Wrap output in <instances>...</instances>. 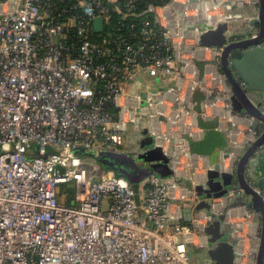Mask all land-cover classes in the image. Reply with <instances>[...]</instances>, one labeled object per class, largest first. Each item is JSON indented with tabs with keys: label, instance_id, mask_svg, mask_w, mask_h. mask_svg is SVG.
Segmentation results:
<instances>
[{
	"label": "built area",
	"instance_id": "obj_1",
	"mask_svg": "<svg viewBox=\"0 0 264 264\" xmlns=\"http://www.w3.org/2000/svg\"><path fill=\"white\" fill-rule=\"evenodd\" d=\"M207 2L0 0V264H191L188 244L207 247L211 216L183 222L200 202L193 187L152 177L136 192L74 153L123 150L144 125L173 170L193 179L205 170L184 134L203 136L199 114L217 118L227 141L220 172H234L260 128L232 109L221 50L197 44L191 24L222 10ZM224 204L212 198L211 210ZM241 216L254 231L242 234ZM252 217L227 210L236 264H255Z\"/></svg>",
	"mask_w": 264,
	"mask_h": 264
},
{
	"label": "water",
	"instance_id": "obj_2",
	"mask_svg": "<svg viewBox=\"0 0 264 264\" xmlns=\"http://www.w3.org/2000/svg\"><path fill=\"white\" fill-rule=\"evenodd\" d=\"M197 3L201 0H190ZM209 0L208 5L222 10L191 26L199 29L197 44L217 47L220 53V69L228 86L231 107L234 111L252 118V128H260L258 137L240 154L234 172H220V163L211 162L210 155L227 146L225 134L218 128L217 118L204 121L198 114L197 124L204 131L201 138L184 134L190 154L200 156L205 173L189 175L173 170L169 156L160 142L155 141L144 125L133 128V145L126 150L90 149L79 146L74 149L77 158L95 162L100 171H111L116 177L140 186L152 177H159L171 184L193 187L200 202L184 209L185 220L192 213L205 210L211 222L203 232L207 238L208 259L203 264H236L238 239L235 226L228 223L229 209L242 208L253 211L252 221L259 226L258 248L255 264H264V169L257 170L264 155V0ZM101 19H96L99 25ZM101 30V28H99ZM243 36L240 39L235 37ZM202 62H197L200 71ZM199 109V105L196 106ZM209 120V119H208ZM219 159V158H218ZM191 165V168H194ZM204 173V174H203ZM194 180L204 182L193 184ZM235 189L238 193L231 194ZM212 198H224L220 213L211 210Z\"/></svg>",
	"mask_w": 264,
	"mask_h": 264
},
{
	"label": "crops",
	"instance_id": "obj_3",
	"mask_svg": "<svg viewBox=\"0 0 264 264\" xmlns=\"http://www.w3.org/2000/svg\"><path fill=\"white\" fill-rule=\"evenodd\" d=\"M199 93H195L197 96H195V98L199 99L198 96L202 95V93L200 91H197ZM264 99V98H263ZM204 121H210L212 119H202ZM134 141H132L130 138H125L124 139V147L122 148L123 150L124 149H127L129 147H131L133 145ZM219 153H220V149H216L211 155H210V160L211 162L215 163L218 161V157H219ZM259 166L257 167V170L259 172H262L263 169H264V155L262 156L260 162H259ZM197 213H192L191 217H195ZM237 222H241L242 223V234H249L250 231H254V228H255V224H253V228L251 229V226L249 224V222H246L244 221V219L241 217H237L235 219ZM183 222L184 223H190L189 221L183 219ZM251 229V230H250ZM248 238V237H247ZM195 241H196V244L190 242L188 244V249H189V254L190 252H196L197 253V257H194L192 258V256H190V260H191V264H203L206 262V260L208 259V255H207V249L206 247H203L200 243V240H199V237H195Z\"/></svg>",
	"mask_w": 264,
	"mask_h": 264
},
{
	"label": "trees",
	"instance_id": "obj_4",
	"mask_svg": "<svg viewBox=\"0 0 264 264\" xmlns=\"http://www.w3.org/2000/svg\"><path fill=\"white\" fill-rule=\"evenodd\" d=\"M118 17H119V13H117V12H113V13H112V21H114V20H115L116 18H118ZM93 39H94V37H93ZM195 93L197 94V93H199V92H195ZM196 94H195V96H197ZM201 96H202V95L198 96V98H201ZM132 186H133L134 188L136 187V185H132ZM136 197L139 198V193L136 194Z\"/></svg>",
	"mask_w": 264,
	"mask_h": 264
},
{
	"label": "rangeland",
	"instance_id": "obj_5",
	"mask_svg": "<svg viewBox=\"0 0 264 264\" xmlns=\"http://www.w3.org/2000/svg\"><path fill=\"white\" fill-rule=\"evenodd\" d=\"M124 150H126V149H124ZM89 162H93L94 164H95V162L94 161H92V160H89V159H87ZM96 165V164H95ZM96 167H97V165H96ZM198 172H200V171H198ZM190 256H192V258H194V257H197L198 255H197V253L196 252H190Z\"/></svg>",
	"mask_w": 264,
	"mask_h": 264
},
{
	"label": "bare ground",
	"instance_id": "obj_6",
	"mask_svg": "<svg viewBox=\"0 0 264 264\" xmlns=\"http://www.w3.org/2000/svg\"><path fill=\"white\" fill-rule=\"evenodd\" d=\"M247 221L251 222V219L246 215Z\"/></svg>",
	"mask_w": 264,
	"mask_h": 264
},
{
	"label": "flooded vegetation",
	"instance_id": "obj_7",
	"mask_svg": "<svg viewBox=\"0 0 264 264\" xmlns=\"http://www.w3.org/2000/svg\"><path fill=\"white\" fill-rule=\"evenodd\" d=\"M98 167V166H97Z\"/></svg>",
	"mask_w": 264,
	"mask_h": 264
}]
</instances>
